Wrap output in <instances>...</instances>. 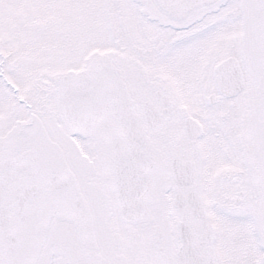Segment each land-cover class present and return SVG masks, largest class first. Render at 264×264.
Listing matches in <instances>:
<instances>
[{
	"label": "snow or ice",
	"instance_id": "6c2138e0",
	"mask_svg": "<svg viewBox=\"0 0 264 264\" xmlns=\"http://www.w3.org/2000/svg\"><path fill=\"white\" fill-rule=\"evenodd\" d=\"M0 264H264V0H0Z\"/></svg>",
	"mask_w": 264,
	"mask_h": 264
}]
</instances>
